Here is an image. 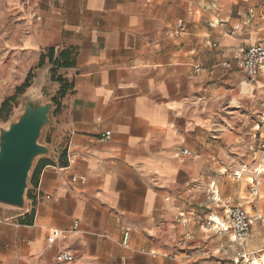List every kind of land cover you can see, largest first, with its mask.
<instances>
[{
    "label": "crops",
    "instance_id": "0c3cea01",
    "mask_svg": "<svg viewBox=\"0 0 264 264\" xmlns=\"http://www.w3.org/2000/svg\"><path fill=\"white\" fill-rule=\"evenodd\" d=\"M261 23L264 0H0V122L26 81L54 103L44 133L53 157L34 177L41 198L29 192L25 208L0 203V264H188L193 247L208 245L207 255H218L228 233L209 243L200 224L220 218L225 200L252 194L241 183L223 187L239 160L223 149L217 109L241 80L240 50L260 38ZM49 48L74 60L56 69L63 92L48 58L40 65ZM181 148L191 154L178 155ZM260 202L263 223L251 227L246 253L264 251ZM54 230L61 233L50 240ZM64 250L72 261L55 260Z\"/></svg>",
    "mask_w": 264,
    "mask_h": 264
},
{
    "label": "rangeland",
    "instance_id": "374dc122",
    "mask_svg": "<svg viewBox=\"0 0 264 264\" xmlns=\"http://www.w3.org/2000/svg\"><path fill=\"white\" fill-rule=\"evenodd\" d=\"M229 9L232 10L233 7H230ZM255 30L258 32L259 37L261 39H264V23L263 24L261 23V26L256 27ZM241 80L242 82L240 83V85H238ZM241 80L236 83L235 89L231 93V97L224 99L221 106L217 109L219 111H222L224 114V119L218 121H222L225 123L226 126H224L225 127L224 130H226L225 132L228 133L227 137H225L223 142V146H224L223 149L228 155L233 154V156H236V158L239 160L238 168L228 169V171L225 172V180L223 183V187L225 188L226 191L238 190L239 189L238 183H241L243 187H249L250 194H252L250 188L251 185L248 183L250 178L254 177L256 179L258 183V189L262 184H264V152L259 148V140L255 138L252 134L255 132L254 126L259 122L260 103L264 100V86L258 87L261 83H264V78L261 79V81H259L257 84H252L253 82L249 83L245 74L242 73ZM22 91L23 92L26 91V88H23ZM22 93H20L19 90L17 91V97H18L16 103L17 105L20 99V96L18 95ZM11 117H13V114H11ZM3 121H4L3 124L6 123L5 122L6 120ZM227 121L230 123L229 125L226 124ZM45 139L46 138L43 135L41 141L44 142ZM33 170L30 172L28 178L29 184L31 181ZM258 171L260 172V174L258 173ZM231 183H233V185ZM28 191L30 192V188L28 189ZM28 191L26 194V199L29 198ZM258 195L259 198L253 194L251 197L253 200L254 199L258 200L257 206L259 210L258 218L253 222L252 226L255 225L258 221H260L261 224L263 223V220L259 217V214L261 212L259 206V199H261L260 203H262V198L264 197V193L259 194L258 191ZM251 198L249 197V195L245 196L243 192H240V195L237 197V199L234 200L230 199L229 201L231 205L239 204L243 206L250 214H253L255 212L251 207L253 203ZM15 210H19V209H15ZM216 215L220 216L221 218L224 215L223 208L220 211L218 209L217 212L214 213V216ZM210 228L211 227L208 228L207 233H202V234L204 235L203 239L206 238V241L212 243L213 240L211 239L213 237L211 235L219 232H216L215 230ZM227 233H228L227 239L226 240L224 239L225 241L224 247H221V249L217 253L218 255H214L213 253L214 250H211V252L207 255L208 252L207 248H210L209 245L206 248H203L202 246L201 248L202 250H200L199 252L196 251V249L198 248L193 247L192 250L194 256L196 254L199 256H202L204 254V256L203 257L193 256V258L191 259L192 261L188 264H255L254 262H257L259 264L262 263L264 264V260H263L264 251L260 252V254H257L254 251L252 252L250 251L249 253H246L244 251L246 253L245 257H240L236 261L235 257L237 251H239V247L234 241L230 239L232 238V234L229 232ZM232 246L234 248H237L235 254H231L230 252ZM217 247L219 246H213L214 249H216ZM195 258H198V260L194 261ZM179 264H184V263H179Z\"/></svg>",
    "mask_w": 264,
    "mask_h": 264
},
{
    "label": "water",
    "instance_id": "95a60500",
    "mask_svg": "<svg viewBox=\"0 0 264 264\" xmlns=\"http://www.w3.org/2000/svg\"><path fill=\"white\" fill-rule=\"evenodd\" d=\"M53 105L42 87L30 86L20 95L13 117L0 123V203L26 207L30 172L39 159L53 157L41 141L51 125Z\"/></svg>",
    "mask_w": 264,
    "mask_h": 264
},
{
    "label": "built area",
    "instance_id": "2783aa9c",
    "mask_svg": "<svg viewBox=\"0 0 264 264\" xmlns=\"http://www.w3.org/2000/svg\"><path fill=\"white\" fill-rule=\"evenodd\" d=\"M222 20H217L215 23H211V27H214L216 24H222ZM239 26L236 25L235 29H238ZM185 32V24L182 19H179L176 23L175 33L177 36L183 35ZM231 31L224 28L223 34L230 33ZM212 46H215L216 43L207 40ZM239 67L244 71L246 77L249 82H257L259 78H264V39L259 38L254 43L246 44L240 50V56L238 57ZM223 66L229 67V63H223ZM264 86V83L260 84ZM261 126V127H260ZM263 129V130H261ZM255 133L253 136L259 140V148L264 152V100L260 103V112H259V122L254 126ZM110 137V132L106 131L100 135L101 139H108ZM191 151L187 148H181L178 151V155L180 156H189ZM67 162L69 164L70 157L69 154H66ZM72 182H78L79 184H85L84 176H72ZM249 184L251 185V193L259 198L258 195V183L254 177L250 178ZM30 188V198H33L35 201L41 198V191L39 185L37 184L35 187ZM214 196V193H213ZM48 197V196H46ZM27 200V199H26ZM251 207L255 213L250 214L243 206L239 204L231 205L229 200H225L222 204L224 215L218 220L209 217L204 222L201 223V228L203 231L208 230L211 227L213 230L219 233H231L232 241H234L239 247V251L236 254V261L240 257H245L246 253L244 252L245 243L247 238L249 237L252 224L258 218V200H252ZM78 226V222L75 221L73 223V229H76ZM61 232L54 230L49 237L50 240L54 239ZM129 237V231L125 230L122 235V244L126 245ZM74 255L67 250L60 251L55 255V260L59 262H69L72 261Z\"/></svg>",
    "mask_w": 264,
    "mask_h": 264
},
{
    "label": "trees",
    "instance_id": "16d2710c",
    "mask_svg": "<svg viewBox=\"0 0 264 264\" xmlns=\"http://www.w3.org/2000/svg\"><path fill=\"white\" fill-rule=\"evenodd\" d=\"M48 58V62L49 64L52 66L51 67V79L52 80H57L61 83V92H63L67 86V84L65 82H63V79L61 77H58V78H54L55 76V73H56V69L58 68H67V67H72L74 65V60H73V57H71V52L69 50H62L60 52H58L57 55H55V51L53 48H49L47 50V54L46 55H41V61H40V65L43 64L44 62V59L45 58ZM29 86L28 82L26 81L25 84L22 86V89L23 88H27ZM21 88H19V92L22 93ZM66 152H63L61 155H60V159H59V163L61 165H67L68 162H67V156H66ZM43 158L39 159L35 165V168L32 172V176H31V182L37 184V180H34V177L37 173V169H38V164L40 163V161L42 160ZM28 194H29V191H28ZM28 222V220H27Z\"/></svg>",
    "mask_w": 264,
    "mask_h": 264
},
{
    "label": "bare ground",
    "instance_id": "6f19581e",
    "mask_svg": "<svg viewBox=\"0 0 264 264\" xmlns=\"http://www.w3.org/2000/svg\"><path fill=\"white\" fill-rule=\"evenodd\" d=\"M256 170H258V169H256ZM243 171V170H242ZM258 173L260 174V172L258 171ZM217 220L219 219V218H216ZM263 260H264V257H263ZM255 264H259V263H257V262H254Z\"/></svg>",
    "mask_w": 264,
    "mask_h": 264
}]
</instances>
